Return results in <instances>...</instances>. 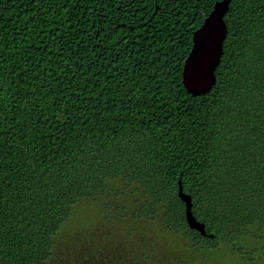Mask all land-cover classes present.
<instances>
[{
  "label": "trees",
  "instance_id": "1",
  "mask_svg": "<svg viewBox=\"0 0 264 264\" xmlns=\"http://www.w3.org/2000/svg\"><path fill=\"white\" fill-rule=\"evenodd\" d=\"M215 1L0 0V264H49L75 204L113 181L139 204L104 264L264 255L246 245L264 239V0L230 1L208 92L181 81Z\"/></svg>",
  "mask_w": 264,
  "mask_h": 264
},
{
  "label": "rangeland",
  "instance_id": "2",
  "mask_svg": "<svg viewBox=\"0 0 264 264\" xmlns=\"http://www.w3.org/2000/svg\"><path fill=\"white\" fill-rule=\"evenodd\" d=\"M111 187L114 193L111 191L94 198H84L75 204L72 217L56 237L54 254L49 260V264L83 262V258L86 256L84 252L86 247H88V259H92L95 264H104L101 258L102 247L110 243V239L120 238L123 242L127 238L128 221L131 220L128 212H121L120 207L127 206L126 208L130 211L139 203L133 202V196L128 194L121 182L113 181ZM123 191H125V195H122ZM118 192L119 195H117ZM246 245L250 248H257L264 245V239L249 238ZM124 246L122 244L120 249H125ZM129 246V250L134 251L135 248L132 245ZM92 247L95 249H91ZM126 250H128L127 247ZM122 253L127 254L126 251ZM250 255L251 263L239 253L231 251L230 247L226 245L221 250L212 253L210 260L212 264H264L262 253L252 252ZM119 257L120 255L117 253V258Z\"/></svg>",
  "mask_w": 264,
  "mask_h": 264
},
{
  "label": "water",
  "instance_id": "3",
  "mask_svg": "<svg viewBox=\"0 0 264 264\" xmlns=\"http://www.w3.org/2000/svg\"><path fill=\"white\" fill-rule=\"evenodd\" d=\"M230 1L216 0L202 23L192 32V45L183 62L181 81L186 91L194 96L208 92L216 81L215 69L223 53L227 33L224 15ZM177 194L184 203L188 227L212 238L213 234L206 231L205 223L194 215L191 195L184 191L181 179H178Z\"/></svg>",
  "mask_w": 264,
  "mask_h": 264
}]
</instances>
